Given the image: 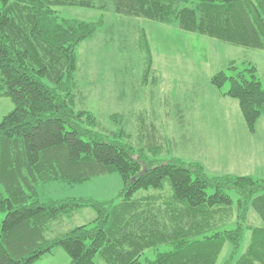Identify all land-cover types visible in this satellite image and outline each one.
Instances as JSON below:
<instances>
[{"label":"trees","instance_id":"16d2710c","mask_svg":"<svg viewBox=\"0 0 264 264\" xmlns=\"http://www.w3.org/2000/svg\"><path fill=\"white\" fill-rule=\"evenodd\" d=\"M68 7L102 15L97 22L61 17ZM109 10L264 50V0H0V98L14 103L0 123V264H33L57 247L71 264H218L225 245L231 252L223 264H264V179L209 176L202 164L177 158L150 160L76 109L77 49L104 27ZM139 42L151 74L144 32ZM248 72L221 71L211 85L221 91L230 83L221 95L238 102L253 134L264 117V86L255 67ZM115 173L123 182L119 202L39 200V184L79 185ZM84 208L96 214L91 224L47 238ZM149 250L156 258L143 263Z\"/></svg>","mask_w":264,"mask_h":264},{"label":"rangeland","instance_id":"374dc122","mask_svg":"<svg viewBox=\"0 0 264 264\" xmlns=\"http://www.w3.org/2000/svg\"><path fill=\"white\" fill-rule=\"evenodd\" d=\"M60 15L97 22L102 13L68 7L60 9ZM142 31L152 50L151 74H145L146 59L139 42ZM77 65L75 107L95 116L100 133L123 135L121 141L142 150L150 160L177 158L202 164L209 176L264 179V117L256 133H250L238 102L222 98L230 83L221 91L211 85V78L221 71L230 77L244 72L250 78L248 70L253 66L264 86V50L232 46L109 10L104 27L78 47ZM230 65L236 68L234 72ZM13 109L10 98H0V123ZM122 189L117 173L79 185L63 181L37 185L42 203L67 199L119 202ZM228 194L235 202L239 199L235 190ZM4 217L1 213L0 221ZM95 217L92 209H80L62 224L53 225L47 238L91 224ZM249 220L255 227L262 224L254 212ZM168 250L164 246L159 251ZM230 252L231 247L225 245L218 264H223ZM155 258L156 251L149 250L141 261ZM33 264H71V259L57 247Z\"/></svg>","mask_w":264,"mask_h":264},{"label":"crops","instance_id":"0c3cea01","mask_svg":"<svg viewBox=\"0 0 264 264\" xmlns=\"http://www.w3.org/2000/svg\"><path fill=\"white\" fill-rule=\"evenodd\" d=\"M142 33H143V31H142ZM222 98L225 99V97H223V96H222ZM224 103H225V102H224ZM224 103H223V104H224ZM227 103H228V102H227ZM260 122H261V121H260ZM260 122H259V123H260ZM255 133H256V131H255ZM255 133H253V134H255Z\"/></svg>","mask_w":264,"mask_h":264}]
</instances>
